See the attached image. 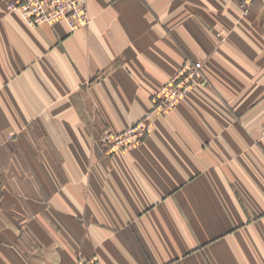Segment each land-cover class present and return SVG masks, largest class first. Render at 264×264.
Here are the masks:
<instances>
[{"label":"crops","instance_id":"1","mask_svg":"<svg viewBox=\"0 0 264 264\" xmlns=\"http://www.w3.org/2000/svg\"><path fill=\"white\" fill-rule=\"evenodd\" d=\"M0 0V264H264V0H90L32 27ZM199 85L106 155L186 60Z\"/></svg>","mask_w":264,"mask_h":264},{"label":"built area","instance_id":"2","mask_svg":"<svg viewBox=\"0 0 264 264\" xmlns=\"http://www.w3.org/2000/svg\"><path fill=\"white\" fill-rule=\"evenodd\" d=\"M90 0H12L6 6L8 13L17 12L32 27L43 23L66 21L76 31L90 23ZM247 12L254 0H240ZM203 60L187 61L175 75L153 95V107L144 117L121 132L106 130L98 145L106 155L125 152L141 144L151 134L157 117L166 115L195 87L206 84ZM77 264H101L97 257L84 259Z\"/></svg>","mask_w":264,"mask_h":264},{"label":"rangeland","instance_id":"3","mask_svg":"<svg viewBox=\"0 0 264 264\" xmlns=\"http://www.w3.org/2000/svg\"><path fill=\"white\" fill-rule=\"evenodd\" d=\"M239 4H240V6H241V2H240V0H239ZM249 10H250V9H249ZM249 10H248V11H249ZM5 11H6V8H5ZM187 61H191V62H193L194 60H190V59H188V60H186L185 62H187ZM205 79H206V78H205ZM206 81H207V79H206ZM207 84H208V81L206 82L205 85H207ZM152 101H153V97H152ZM147 137H148V136H147ZM147 137H146V138H147ZM146 138H145V139H146ZM145 139H144V140H145ZM144 140H143V141H144ZM98 142H99V141H98ZM94 257H96V256H94ZM91 258H93V257H91ZM97 258H98V257H97ZM87 259H90V258H87ZM98 259H99V258H98ZM80 260H84V259H80ZM80 260H79V261H80ZM99 261H100V260H99ZM100 263H101V261H100ZM101 264H102V263H101Z\"/></svg>","mask_w":264,"mask_h":264}]
</instances>
